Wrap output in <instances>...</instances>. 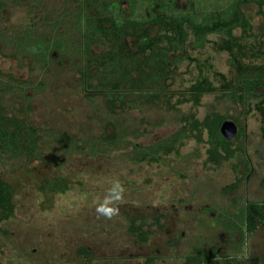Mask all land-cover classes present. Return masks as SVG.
Returning <instances> with one entry per match:
<instances>
[{"label":"rangeland","instance_id":"1","mask_svg":"<svg viewBox=\"0 0 264 264\" xmlns=\"http://www.w3.org/2000/svg\"><path fill=\"white\" fill-rule=\"evenodd\" d=\"M230 1L178 4L213 10ZM83 3L23 0L0 14L7 36L0 39V79L15 87L2 103L44 137L42 157L32 162L0 154V179L11 185L15 202L14 213L0 222V264H186L199 252L218 261L228 256L231 264H264V226L248 234L241 220L250 201H264L261 97L243 104L225 90L221 75L230 81L236 71L229 51L220 48L224 37L211 34L204 48L188 46L190 58L177 63L160 98L150 102L129 93L133 102L114 110L86 78V41L72 24ZM243 10L252 29L234 31L243 47L234 52L245 63L263 65L264 14L254 2ZM28 28L47 36L66 31L69 53L61 58L53 51L48 63L18 53L13 41ZM126 42L133 47L134 38ZM102 50L92 47L93 54ZM215 114L239 127L232 156L219 161L211 159L209 131L193 128L195 120ZM180 129L188 136L174 152L136 160L138 150ZM109 198L108 206L119 210L111 217L97 212ZM132 223L144 225L145 240L130 230Z\"/></svg>","mask_w":264,"mask_h":264},{"label":"trees","instance_id":"2","mask_svg":"<svg viewBox=\"0 0 264 264\" xmlns=\"http://www.w3.org/2000/svg\"><path fill=\"white\" fill-rule=\"evenodd\" d=\"M33 4H43L44 0H29ZM84 6L73 13V28L83 32L87 47L86 78L90 86L104 92L109 97V105L116 110L131 104L129 93L150 102L160 98V92L166 86L182 58H190L191 48H204L211 34L224 37L221 49L229 51L235 76L230 81L221 75L224 88L229 96L243 104H249L252 98L261 97L256 108L261 115L264 131V64L254 65L241 60L234 52L240 37L234 34L242 29L247 35L252 24L243 10V6L254 2L259 12L264 14V0H232L226 7L217 6L208 10L194 6L181 9L178 0H80ZM23 0H0V14L9 5H19ZM128 4V8L123 3ZM87 11V12H86ZM129 12V13H128ZM66 27V25H65ZM160 32L153 34L152 28ZM68 29V26L66 27ZM69 30V29H68ZM35 29H25L13 41L18 53H28L38 62L48 63L51 53L56 51L63 58L68 54L66 31L55 30L47 36ZM134 38L133 47L128 46L126 38ZM0 39L7 36L0 31ZM94 45L103 46L99 54L92 53ZM179 51L184 52L179 57ZM175 56L172 57L171 54ZM2 73V71H0ZM14 85L6 86L0 79V154L15 160L32 162L42 157L44 137L40 130L30 125L26 119L11 113L2 103L3 96L14 91ZM224 116L215 114L204 121L195 120L194 129L206 128L209 131V149L211 159L219 161L232 156L230 146L221 134ZM239 134V133H238ZM188 136L186 129H180L171 137L160 140L144 150L137 151V161H145L162 154L174 152L177 146ZM93 153L98 152L91 145ZM221 151H226L223 154ZM0 222L15 211L13 189L0 179ZM245 232L252 234L260 224H264V201H250L242 218ZM241 228V229H242ZM130 230L138 233L143 240L147 238L144 225L132 223ZM228 256L223 261L214 260L211 255L199 252L187 259L186 264H231ZM245 261H237L246 264ZM255 264H258L255 263Z\"/></svg>","mask_w":264,"mask_h":264},{"label":"water","instance_id":"3","mask_svg":"<svg viewBox=\"0 0 264 264\" xmlns=\"http://www.w3.org/2000/svg\"><path fill=\"white\" fill-rule=\"evenodd\" d=\"M220 131L227 141H234L239 133V127L233 120L225 119L221 123Z\"/></svg>","mask_w":264,"mask_h":264},{"label":"clouds","instance_id":"4","mask_svg":"<svg viewBox=\"0 0 264 264\" xmlns=\"http://www.w3.org/2000/svg\"><path fill=\"white\" fill-rule=\"evenodd\" d=\"M118 188H119V185H116L114 190H113L115 200H119V198H120V193L116 191V189H118ZM120 191H122V189H120ZM113 202H114V200L111 198L106 199L104 204L97 208V212L102 214V215L108 216V217L116 215L119 211L118 208L108 206V205L112 204Z\"/></svg>","mask_w":264,"mask_h":264},{"label":"crops","instance_id":"5","mask_svg":"<svg viewBox=\"0 0 264 264\" xmlns=\"http://www.w3.org/2000/svg\"><path fill=\"white\" fill-rule=\"evenodd\" d=\"M264 226V224H260V225H258V227L254 230V232L253 233H255L259 228H261V227H263ZM258 261H256L255 263H257ZM258 264H263V263H261V262H258Z\"/></svg>","mask_w":264,"mask_h":264}]
</instances>
